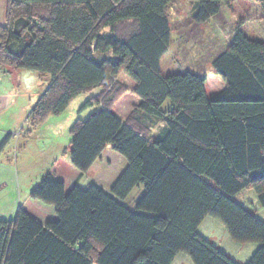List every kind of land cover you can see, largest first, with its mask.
Here are the masks:
<instances>
[{"label":"trees","instance_id":"trees-1","mask_svg":"<svg viewBox=\"0 0 264 264\" xmlns=\"http://www.w3.org/2000/svg\"><path fill=\"white\" fill-rule=\"evenodd\" d=\"M193 1L192 19L202 24L233 0ZM249 1L264 20V0ZM170 3L8 0L0 65L50 77L29 126L99 90L80 108L97 107L74 122L66 150L81 173L107 146L126 166L110 193L93 184L66 192L44 175L30 198L54 207L56 220L41 224L21 208L13 219H0V264H171L180 253L192 264H236L199 235L208 216L234 242L259 244L245 264H264V223L232 200L252 190L264 208V40L237 29L211 63L225 86L207 95L204 76L160 70L170 42ZM120 72L139 99L125 120L113 111L126 92L115 80ZM145 114L164 123L159 135L141 122ZM139 186L135 204H124Z\"/></svg>","mask_w":264,"mask_h":264},{"label":"rangeland","instance_id":"rangeland-1","mask_svg":"<svg viewBox=\"0 0 264 264\" xmlns=\"http://www.w3.org/2000/svg\"><path fill=\"white\" fill-rule=\"evenodd\" d=\"M196 3L197 1L193 0H171L166 11L170 27V42L167 52L160 62L161 72L171 74L190 70L206 75L208 77L207 91L217 92L225 85L222 79L214 73L211 66L212 60L225 50L237 29L243 28V33L246 36L263 41L264 20L260 7L256 3L249 0H233L222 2L220 11L216 16L205 23L196 24L192 19ZM104 56L108 57L109 54ZM43 78H45L44 82L50 79L49 76ZM115 80L117 84L126 89V92L113 106L115 115L122 117L134 103L139 102V99L132 92L134 83L123 72H120ZM18 84L15 87L12 84L9 86L7 82L6 85L2 84L3 100L0 106V130L4 134L0 138L4 139L8 136V139L11 138L12 140L0 158V167L6 168L5 172L0 174V218H5L11 211L15 212L18 208L23 207L24 202L31 199L30 192L39 184L41 178L49 174L53 167L56 168L57 165H61L64 160H67L69 155L66 148L70 145L72 125L78 119L85 120L97 109L93 105L80 111L82 105L99 90L79 95L63 113H60L59 116H49L47 119H51L45 122L46 119L43 127L37 128L36 132L29 135L26 131L27 126L22 122L20 123L21 120L19 119L23 111L29 109L34 103L36 98H32V96L38 95L39 89L35 87L32 94L20 97L23 94V88L20 82ZM20 93L22 94L19 95ZM3 103L4 105L9 103L7 109L4 108ZM168 104L169 101H166L162 110ZM3 117H8V121H1ZM141 122L150 128V133L153 136L159 135L165 127L162 121L146 114L145 117H142ZM5 144L6 142L1 145L4 146ZM101 154L98 158H101L100 166H96V170H91L78 178L80 188L93 184L106 192L109 181L115 177L117 179V175L124 170L126 160L113 151L111 147H107ZM103 187L107 189L104 190ZM136 193L137 189L129 195L128 199L135 198ZM232 200L253 211L264 222V208L259 205L252 190H243L234 195ZM32 201L40 206H46L40 201ZM207 218L216 220L209 216ZM232 242L237 245L244 244ZM181 256L190 259L185 254Z\"/></svg>","mask_w":264,"mask_h":264},{"label":"crops","instance_id":"crops-1","mask_svg":"<svg viewBox=\"0 0 264 264\" xmlns=\"http://www.w3.org/2000/svg\"><path fill=\"white\" fill-rule=\"evenodd\" d=\"M7 5H8V0H0V26H3L6 24ZM240 30L243 32V28L242 29L240 28ZM104 32H108V29L107 28L104 29ZM99 55L101 56L102 54H99ZM160 62H161V60H160ZM160 70H161V65H160ZM185 71L192 72L190 70H183V71H178V72L183 73ZM192 73H195L197 75L205 77V79H206L205 91H206L207 95H212L214 93H217L224 88V86H223L222 89H220L217 92H208L206 89L208 77L206 75H202V74H199L196 72H192ZM44 80H45V78L42 79L38 74H36L32 71L23 70V69H14L12 67L0 65V84H1L0 85V106H1L2 100H3V98H2V96H3L2 84L3 83L6 85V82H7V84H9V86H10V84H12L15 87V86L19 85L18 82H20L22 85V88H23V94L20 93L19 95L22 94L20 97H23L24 95H27V94H32V91L34 90L35 87H37L39 89L38 95L32 96V98H36L34 103L30 106L29 109H26L23 111L21 118L19 119V120H21L20 123L22 122L25 124V126H27L26 131L29 135L32 134V132L33 133L36 132L37 128L40 129L41 127H43L45 125V122H47L51 119V118H49L44 123H42L36 127H33V128L30 127L29 123H28V115H29L31 109L33 108V106L35 105V103L39 99V97L47 89V87L50 83V79H48L46 82H44ZM94 91H96V90H94ZM94 91H92L90 93H93ZM86 94H89V93H86ZM136 104L137 103H134L132 105V107L135 106ZM8 105H9V103H6L5 105L3 103V106L5 109H7ZM132 107H131V109H128L126 111L124 116L119 117V118L122 120H125L126 117L129 115V113L131 112ZM7 118L3 117L1 121L7 122L8 121ZM55 120H56V118L54 119V122H55ZM50 125H52V124H50ZM2 134H4V132L0 130V137L2 136ZM4 139L0 138V158L4 154L7 145L12 140L11 138H9V139L7 138L6 139L7 141L6 140L4 141ZM4 142H6V144L4 146H2L1 144ZM107 147H111V146H107ZM105 149L103 150V152L105 151ZM66 151L68 152V155H69V151L68 150H66ZM101 155H103V154H101ZM100 160H101V158L97 159L93 163V165L90 167V169L85 173H89V171H91V170H96V166H98L99 163L101 162ZM4 170H6V168L0 167V174H3L5 172ZM51 170L49 171V174L56 181L62 182L64 184L66 192H68L75 185L79 187L78 178L82 177V175H85V173H81L78 169H76L71 164L70 157H68L67 160H64V162L61 165H57L56 168L53 167ZM119 175H117V177ZM0 178H1V176H0ZM115 179H116V177H115ZM115 179L109 181L110 182L108 184L109 187H107L108 190H106L107 189L106 187H103L104 190H106V192H108V193L110 192L111 186L114 183ZM135 189H137V193H136L135 198H133L131 200H129L127 198L125 201H123V203L129 207H132L135 204V202L138 200V198L142 195V187L141 186L134 188L132 190V192ZM132 192L130 194H132ZM128 197H130V196H128ZM20 208L23 209L24 211H26L30 216L35 218L41 224H45L48 221L56 220L55 209L52 206H49V205L40 206V205L36 204L35 202H33L31 199H28L24 202L23 207H20ZM245 209L247 211H249L250 213L255 215V213L253 211H251L250 209H247V208H245ZM16 211L17 210H15V212L11 211L8 215L5 216V218H0V219L11 220V219H13ZM255 216H257V215H255ZM219 223L220 222H217L216 220H214L212 218L211 219L210 218L209 219L204 218L198 227L199 235L202 236L204 239H206L212 245L216 246L221 252L226 254L236 264H245L251 258V256L256 252V250L259 248V244H257V243H255V244H241V245L233 244V242H232L233 240L228 235L226 229L224 228V226H221L222 224H219ZM181 255H183V254H178L174 258V260L171 264H192V261L190 259L186 258V256L182 257Z\"/></svg>","mask_w":264,"mask_h":264},{"label":"built area","instance_id":"built-area-1","mask_svg":"<svg viewBox=\"0 0 264 264\" xmlns=\"http://www.w3.org/2000/svg\"><path fill=\"white\" fill-rule=\"evenodd\" d=\"M1 233H2V230L0 229V235H1Z\"/></svg>","mask_w":264,"mask_h":264}]
</instances>
